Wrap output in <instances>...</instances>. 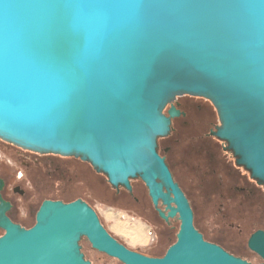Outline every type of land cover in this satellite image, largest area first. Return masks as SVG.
Wrapping results in <instances>:
<instances>
[{"label": "water", "instance_id": "water-1", "mask_svg": "<svg viewBox=\"0 0 264 264\" xmlns=\"http://www.w3.org/2000/svg\"><path fill=\"white\" fill-rule=\"evenodd\" d=\"M182 96L212 103V135L264 186V0H0V140L81 156L115 188L140 178L159 217L180 222L152 258L81 200L46 201L26 230L0 195V264H91L82 237L123 264H251L205 240L158 152L179 116L165 109ZM248 246L264 262V231Z\"/></svg>", "mask_w": 264, "mask_h": 264}, {"label": "flooded vegetation", "instance_id": "flooded-vegetation-1", "mask_svg": "<svg viewBox=\"0 0 264 264\" xmlns=\"http://www.w3.org/2000/svg\"><path fill=\"white\" fill-rule=\"evenodd\" d=\"M200 100L203 99L182 96L167 106L164 112L166 116H170L172 107L179 112V116L172 118L169 136L158 139V152L165 158L175 181L185 192L196 216L192 199L184 184L176 176L169 157V153L173 152L182 139L190 140L188 148L178 154V162L194 168L197 172L201 171L203 177L201 184L209 191L219 193L223 203L217 213L221 222L218 230L225 236L211 237L198 227L196 222H194L195 227L206 241L220 246L229 254L251 264H264L252 259L249 254V251H252L248 246L249 239L254 233L264 231V186L252 179L250 173L245 175L243 170L246 169L237 164V158L228 150V144L212 135L218 125L213 122L210 108L199 104ZM0 142L12 147V149L0 148V183L2 184L0 195L2 201L9 206L6 216L13 224L26 230L32 229L37 223L38 212L46 201L70 204L81 200L97 213L105 230L127 249L152 258H161L166 254L167 243L171 240L170 236L174 229L172 220L165 222L159 217L149 190L140 178L130 179L132 191L124 186L115 188L104 173L99 172L91 162L84 161L81 156L41 154L2 140ZM192 153L205 154L206 159L193 161L190 156ZM100 178H104L106 185L103 190L105 203L137 217L153 228L150 244L155 249L154 252L133 248L116 235L100 216L92 200L82 194L83 187L78 184L86 181L91 194L98 195L100 188L97 184ZM234 194H239L238 200L234 198ZM257 220L261 223V227H250V223ZM0 233L3 236L5 231L0 229ZM79 244L85 260L91 264H110L111 261L123 264L118 259L94 249L86 237H82Z\"/></svg>", "mask_w": 264, "mask_h": 264}, {"label": "rangeland", "instance_id": "rangeland-1", "mask_svg": "<svg viewBox=\"0 0 264 264\" xmlns=\"http://www.w3.org/2000/svg\"><path fill=\"white\" fill-rule=\"evenodd\" d=\"M198 102L199 104H204L210 108L213 122L219 126V117L212 103L205 99ZM189 143L190 140L187 138L182 139V141L175 146L173 152L169 153V157L173 163L176 176L184 184L195 206V222L197 226L202 228L211 237H216L219 235L225 236L218 230L220 227L219 223L221 222L217 213L221 209V204L223 203L219 193H213L201 184L203 183L201 171L197 172V170H194V168H191L186 164L182 165L178 162V154L182 151H185L188 148L187 146H189ZM0 148L12 149L1 142ZM243 171L245 175H249L250 173L247 170ZM85 182L86 181H82L78 184L79 186L81 185L83 187L82 194L85 195L86 198L92 200L95 208L99 212L100 216L106 221L110 229L116 235L125 240L131 247L154 252L155 249L150 244V241L153 238L151 235L153 228L148 224L141 222V220L137 217L129 215L124 211L116 209L112 205L105 203L103 190L106 188V185L104 183V178H100L98 181L99 184H97V186L100 188V191L98 195L95 194L96 196L91 194L92 192L89 191L88 185ZM172 227L174 228L172 231L174 232L175 237L172 242L167 243V249L177 240L176 236L180 229V222L178 219L172 220ZM249 230L250 228H248V231ZM0 236H2V233H0ZM165 252L166 249L163 255ZM251 253L252 252L249 251L250 256L255 262L263 263V261L256 254ZM110 264L117 263L111 261Z\"/></svg>", "mask_w": 264, "mask_h": 264}, {"label": "trees", "instance_id": "trees-1", "mask_svg": "<svg viewBox=\"0 0 264 264\" xmlns=\"http://www.w3.org/2000/svg\"><path fill=\"white\" fill-rule=\"evenodd\" d=\"M212 115V114H211ZM12 148V147H11ZM191 159L193 160V161H197V160H205L206 159V156H205V154H203V155H199V154H197V153H192L191 155ZM234 198L235 199H239V194H234ZM250 227H252V228H255V227H257V226H259V227H261L260 225H261V223L257 220V221H252L251 223H250ZM172 232V231H171ZM174 237H175V235H174V232H172V234H171V236H170V239L171 240H169V243L170 242H172L173 241V239H174ZM176 239H177V236H176ZM177 241V240H176Z\"/></svg>", "mask_w": 264, "mask_h": 264}]
</instances>
